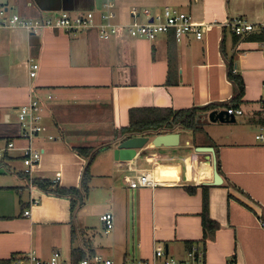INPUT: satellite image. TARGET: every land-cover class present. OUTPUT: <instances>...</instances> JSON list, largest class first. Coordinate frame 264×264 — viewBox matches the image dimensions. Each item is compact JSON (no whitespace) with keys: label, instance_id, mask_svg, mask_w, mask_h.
<instances>
[{"label":"crops","instance_id":"0c3cea01","mask_svg":"<svg viewBox=\"0 0 264 264\" xmlns=\"http://www.w3.org/2000/svg\"><path fill=\"white\" fill-rule=\"evenodd\" d=\"M108 1L0 0V11H7L5 18L18 14L25 19L93 12L99 23ZM113 1L114 25L146 23L144 10L157 15L168 7L204 25V37L178 42L169 34L148 41L121 32L100 40L95 28L76 35L0 29V151L14 144L0 157V264L13 259L27 264L31 251L45 260L59 251L62 260L73 264V249L124 264L130 258L152 260L158 247L180 261L197 249L204 252L202 264H264V143L256 139L264 134V39H257L261 34L236 36L226 26L233 18L261 22L263 0ZM30 60L39 65L35 78L30 77ZM230 65L245 86L234 106L245 120L210 123L208 114L227 110L236 95ZM33 99L43 107L48 132L26 141L18 109ZM205 107L211 109L198 114V130L175 126L161 133H178V146L149 144L134 160L115 158V143L127 139L119 133L129 127L132 109ZM105 141L111 147L92 162L90 191L75 212L69 198L28 185L24 148L43 151L32 179L59 177L58 186L70 189L80 187L88 164L73 149L93 150ZM198 148L215 150L220 185H213V156ZM142 172L162 184L130 189L127 178ZM205 193L209 218L218 225L210 236L202 222ZM109 212L115 225L107 232L100 218Z\"/></svg>","mask_w":264,"mask_h":264},{"label":"built area","instance_id":"2783aa9c","mask_svg":"<svg viewBox=\"0 0 264 264\" xmlns=\"http://www.w3.org/2000/svg\"><path fill=\"white\" fill-rule=\"evenodd\" d=\"M115 3L109 0L105 5L100 15V22H96V17L93 12L84 13L77 16H71L67 12L60 13L56 18L46 19H25L18 14L5 18L7 11L1 10L0 17H4L0 21L1 28H21L29 34H38L46 30L59 31L68 35H76L91 28H96L98 38L100 40H109L121 32H126L133 39H145L153 41L160 35H173L174 38L181 42L184 38L192 36L200 41L204 37V29L202 24L194 21L193 17L185 12L175 11L171 8H165L161 14L153 15L151 10H144V15L147 18L146 23H134L130 25H114L112 20L115 18L114 13ZM132 15H137V10L132 9ZM233 34L239 37H244L251 34L264 35V0L262 20L259 23H251L242 18H233L226 23ZM261 46L264 48V41H261ZM264 53V52H263ZM31 70L30 77L37 76L39 65L30 60ZM236 73V70H234ZM51 99V97H49ZM262 110L264 111V93L262 97ZM230 115L235 118L243 116L244 112L239 109H228ZM18 121L21 125V137L26 141H31L35 137L48 132V127L44 123L43 107L38 100H31L28 104L21 106L18 109ZM261 131H264L262 126ZM50 140H55L54 136H49ZM256 139L264 143V134H259ZM14 144L10 143L7 147L0 151V157L4 158V153L12 150ZM4 152V153H3ZM43 151L36 150L32 146L23 149V163L25 165L24 175L28 176V185L34 188L33 179L30 177L33 169L40 163ZM127 183L132 190L140 188H156L162 184L155 176L150 173H139L135 176L127 178ZM59 184V177L51 181L52 188ZM24 215L30 216V211H25ZM100 221L106 228V231H112L115 225L114 215L109 212L101 216ZM162 258L163 264H202L204 261V252L197 249H191L188 253L187 261H180L169 258L164 250L160 247L156 248L155 255L152 260L144 259H128L124 264H157V259ZM22 259H13L12 264H20ZM27 264H69L62 260L61 253L55 251L49 259H41L35 251L29 252L25 256ZM80 264H115L113 261L105 259L103 256L94 255L88 257Z\"/></svg>","mask_w":264,"mask_h":264},{"label":"trees","instance_id":"16d2710c","mask_svg":"<svg viewBox=\"0 0 264 264\" xmlns=\"http://www.w3.org/2000/svg\"><path fill=\"white\" fill-rule=\"evenodd\" d=\"M259 38V39H258ZM258 40H263L264 36L259 35ZM233 65H230L228 77L236 88V95L232 100V104L227 106L228 109H235V104L238 103L244 96L245 86L240 76L235 75ZM211 107L190 110H160V109H132L130 111V125L120 131L119 135L124 138H132L135 136H150L154 135L153 132L161 134L162 132L172 131L175 126H181L183 129L196 131L200 125L197 122V116L200 112H208ZM227 109V110H228ZM264 125V118L261 120ZM79 156L88 159V164L84 170L82 181L79 188L65 189L57 186L52 188L51 180L47 179H33L34 187L42 190L43 192L53 194L58 197H65L71 200V210L75 212L81 206L90 191V184L92 181V174L90 167L92 164L94 153L92 149L85 147H78L73 149ZM29 179L28 176L24 175ZM193 192V190H191ZM203 228L206 236L212 235L218 225L210 220L208 213V196L205 193L203 199ZM76 230L72 226V243L76 240ZM94 255H87L79 249L72 250V263L80 264L88 257Z\"/></svg>","mask_w":264,"mask_h":264},{"label":"water","instance_id":"95a60500","mask_svg":"<svg viewBox=\"0 0 264 264\" xmlns=\"http://www.w3.org/2000/svg\"><path fill=\"white\" fill-rule=\"evenodd\" d=\"M208 119L210 123L220 122L222 124H232L236 122L235 117L233 115H230L227 110L212 111L208 114ZM152 134L157 133L153 132ZM179 141L180 135L178 133H171L165 135L158 134L152 140L151 136H136L129 139H121L115 143L117 144V148L115 150V158L121 161H131L134 160V158L137 156L138 151L144 150V148L147 147L149 144H152L156 148L175 147L179 145ZM197 152L208 153L213 156V185H220L222 183V179L217 168L215 150L213 148H198Z\"/></svg>","mask_w":264,"mask_h":264},{"label":"rangeland","instance_id":"374dc122","mask_svg":"<svg viewBox=\"0 0 264 264\" xmlns=\"http://www.w3.org/2000/svg\"><path fill=\"white\" fill-rule=\"evenodd\" d=\"M244 120H245L244 117L243 118L238 117L236 119V123L226 124V125L240 124L241 122H244ZM109 147H111V144H107V142L105 141L103 143V145H100V147L93 149L92 153H94V156H93L92 162L95 160V158H97L98 155H100V153H102L103 151H105Z\"/></svg>","mask_w":264,"mask_h":264}]
</instances>
